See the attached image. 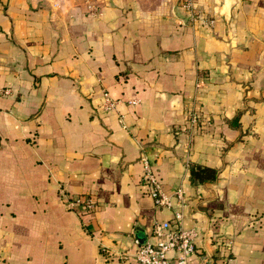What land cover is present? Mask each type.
<instances>
[{"label": "crops", "instance_id": "0c3cea01", "mask_svg": "<svg viewBox=\"0 0 264 264\" xmlns=\"http://www.w3.org/2000/svg\"><path fill=\"white\" fill-rule=\"evenodd\" d=\"M191 1L0 0V264H140L174 212L187 264H264V0Z\"/></svg>", "mask_w": 264, "mask_h": 264}, {"label": "built area", "instance_id": "2783aa9c", "mask_svg": "<svg viewBox=\"0 0 264 264\" xmlns=\"http://www.w3.org/2000/svg\"><path fill=\"white\" fill-rule=\"evenodd\" d=\"M184 7L190 11V17L202 26H212L214 20L199 12H193L191 0H183ZM1 93H9L8 88L0 89ZM104 108H111L113 102L103 94ZM199 114L194 109L189 110L186 116V126L184 131L190 135L192 128L198 124ZM202 120V119H201ZM203 122V120H202ZM142 173L140 182L144 186L145 193L151 198L152 203L156 206L170 207L169 197L162 191L160 183L147 158L141 154L139 157ZM178 193V192H176ZM69 204L78 206L86 212L94 209V203L89 196H75L68 199ZM181 219L180 212H174L172 216L173 226L169 221L154 222L151 226L153 241L139 243L134 240L135 244L134 258L140 264H171L168 258V252H175V264H187L189 256L195 252L194 236L195 232L191 229H182L179 225ZM204 259H202L203 261ZM202 264V262L200 263Z\"/></svg>", "mask_w": 264, "mask_h": 264}, {"label": "trees", "instance_id": "16d2710c", "mask_svg": "<svg viewBox=\"0 0 264 264\" xmlns=\"http://www.w3.org/2000/svg\"><path fill=\"white\" fill-rule=\"evenodd\" d=\"M197 126H202V120L199 114ZM216 176V171L208 167H200L197 165L189 166V178L193 183H202L206 181L214 180Z\"/></svg>", "mask_w": 264, "mask_h": 264}, {"label": "rangeland", "instance_id": "374dc122", "mask_svg": "<svg viewBox=\"0 0 264 264\" xmlns=\"http://www.w3.org/2000/svg\"><path fill=\"white\" fill-rule=\"evenodd\" d=\"M93 1H95V2H100V0H93ZM130 1V0H129ZM132 1H140L141 3H143V5L145 6V7H151V3L152 2H154V1H157V0H132ZM178 1V0H177ZM179 1H182L183 2V0H179Z\"/></svg>", "mask_w": 264, "mask_h": 264}]
</instances>
